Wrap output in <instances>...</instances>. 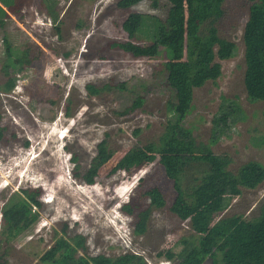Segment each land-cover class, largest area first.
Listing matches in <instances>:
<instances>
[{
    "label": "rangeland",
    "instance_id": "obj_1",
    "mask_svg": "<svg viewBox=\"0 0 264 264\" xmlns=\"http://www.w3.org/2000/svg\"><path fill=\"white\" fill-rule=\"evenodd\" d=\"M10 1L17 5L5 8L9 16L0 24V86L7 81L6 40L28 51L32 64L16 75L14 90H0L5 129L0 141V264L39 263L65 229L67 236L86 238L87 249L80 255L136 252L147 264H177L158 254L197 230L191 220L178 217L174 182L164 167L156 160L133 174L111 171L131 148L164 144L174 115L165 66L170 61L194 70L193 79L186 80L194 107L185 125L193 129L197 144H210L216 136L214 117L230 106L236 112H230L229 129L211 145L214 153L229 155L233 171L250 160L264 163V61H257L264 60V6H254L264 0H223L222 16L205 14L199 34L204 46L209 40L207 45H215L207 52L214 62L209 65L190 62L188 23L206 11L197 0ZM51 1L56 5L46 6ZM50 9L57 12L56 20ZM223 52L228 57H221ZM178 85L187 87L183 81ZM139 96L143 104L131 110ZM107 136L115 154L96 182L87 184L82 173ZM73 155L77 162L66 167L63 161ZM152 187L161 190L167 205L153 210L139 236L135 223L150 203L145 192ZM22 188L42 192L40 220L7 243L2 210ZM127 203L134 214L124 210ZM263 203L264 182L211 204L206 217L251 219Z\"/></svg>",
    "mask_w": 264,
    "mask_h": 264
},
{
    "label": "trees",
    "instance_id": "obj_2",
    "mask_svg": "<svg viewBox=\"0 0 264 264\" xmlns=\"http://www.w3.org/2000/svg\"><path fill=\"white\" fill-rule=\"evenodd\" d=\"M202 11L189 20V55L192 63L211 64L212 58L207 52L215 45L204 46L200 38L199 28L207 14L222 16L220 8L223 0H197ZM0 24L8 17L6 7H14L13 1L0 0ZM57 2L45 3L46 6H55ZM256 7L264 5H254ZM49 12L57 19V12ZM5 49L4 75L7 81L0 86L3 93L14 90L17 82L16 75L32 64L28 58V51L14 49L8 40ZM230 49V48H228ZM223 52L221 57H228ZM196 56V57H195ZM263 62L264 60H257ZM201 65V64H200ZM206 67H209V66ZM167 82L174 92V101L171 103L172 115L167 122L163 134L164 144L156 147L154 143L145 146H135L128 150L112 169V173L123 171L136 173L143 167L156 160L164 167L167 176L173 180L176 190L174 208L181 220H191L197 230L196 235L183 237L168 250L159 253L160 257L168 260H177V264H264V203L261 205L257 217L247 219L242 215H233L210 220L207 218V209L211 204L227 196H239L243 188L255 189L264 182V163L250 160L243 163L236 171L230 169L232 158L227 154L214 153L211 145L218 142V138L229 129L233 119L231 113L236 112L230 106L222 110L220 115L213 119L214 136L210 144H197L193 136V129L185 125L187 114L192 112L194 94L191 85L186 80L193 79L194 70L187 63L170 61L165 64ZM202 71L206 74L207 68ZM183 81L187 87L179 86ZM264 99V93L263 97ZM144 100L137 97L130 108L135 109L143 104ZM232 106V105H231ZM224 107V106H223ZM231 112V113H230ZM69 113V112H68ZM5 129L1 125L0 141L4 138ZM108 136L97 144V152L93 156L90 166L83 171L82 178L87 184H94L99 176L100 169L114 156L110 149ZM159 156V157H158ZM73 162L77 157L72 156ZM192 177V178H190ZM192 179V180H191ZM39 189L22 188L15 192L4 204L2 217L6 226L5 241L10 243L26 232L32 231L40 220L39 209L43 203L38 198ZM150 203L147 208L138 213L134 233L143 235L147 230L148 222L154 209H162L167 201L158 187H152L145 192ZM124 210L134 214L133 207L127 203ZM180 247L178 250L176 248ZM86 238L82 235L67 236L66 229L57 239L55 246L47 250L37 264H147L146 258L136 252H126L116 257L98 254L91 256L80 255L85 251Z\"/></svg>",
    "mask_w": 264,
    "mask_h": 264
},
{
    "label": "clouds",
    "instance_id": "obj_3",
    "mask_svg": "<svg viewBox=\"0 0 264 264\" xmlns=\"http://www.w3.org/2000/svg\"><path fill=\"white\" fill-rule=\"evenodd\" d=\"M65 137H66V136H65ZM71 161H72V159H67V160H64V161H63V164H65V165H66V167H67V166H68V164H67V163H69V162H71ZM19 175H20V174H18V175H17V177H20Z\"/></svg>",
    "mask_w": 264,
    "mask_h": 264
},
{
    "label": "crops",
    "instance_id": "obj_4",
    "mask_svg": "<svg viewBox=\"0 0 264 264\" xmlns=\"http://www.w3.org/2000/svg\"><path fill=\"white\" fill-rule=\"evenodd\" d=\"M1 4V3H0ZM7 8V7H6Z\"/></svg>",
    "mask_w": 264,
    "mask_h": 264
}]
</instances>
